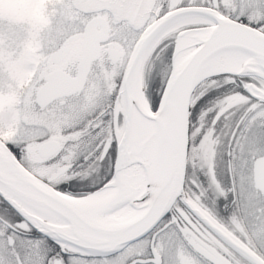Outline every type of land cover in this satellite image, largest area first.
Masks as SVG:
<instances>
[{"label":"snow or ice","instance_id":"obj_1","mask_svg":"<svg viewBox=\"0 0 264 264\" xmlns=\"http://www.w3.org/2000/svg\"><path fill=\"white\" fill-rule=\"evenodd\" d=\"M0 264H264V0H0Z\"/></svg>","mask_w":264,"mask_h":264}]
</instances>
